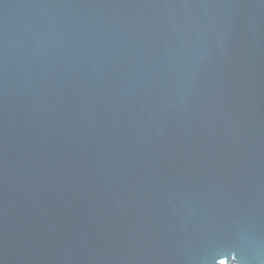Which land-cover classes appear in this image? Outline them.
<instances>
[{"label":"water","instance_id":"water-1","mask_svg":"<svg viewBox=\"0 0 264 264\" xmlns=\"http://www.w3.org/2000/svg\"><path fill=\"white\" fill-rule=\"evenodd\" d=\"M0 264H264V0H0Z\"/></svg>","mask_w":264,"mask_h":264}]
</instances>
